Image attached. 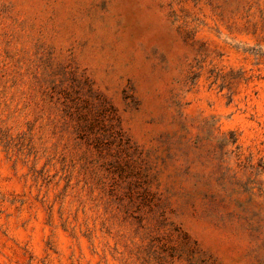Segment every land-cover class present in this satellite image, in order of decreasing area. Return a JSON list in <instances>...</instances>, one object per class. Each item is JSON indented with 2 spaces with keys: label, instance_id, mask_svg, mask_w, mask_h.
<instances>
[{
  "label": "rangeland",
  "instance_id": "rangeland-1",
  "mask_svg": "<svg viewBox=\"0 0 264 264\" xmlns=\"http://www.w3.org/2000/svg\"><path fill=\"white\" fill-rule=\"evenodd\" d=\"M0 264H264V0H0Z\"/></svg>",
  "mask_w": 264,
  "mask_h": 264
}]
</instances>
